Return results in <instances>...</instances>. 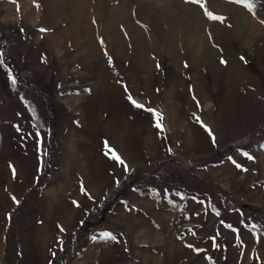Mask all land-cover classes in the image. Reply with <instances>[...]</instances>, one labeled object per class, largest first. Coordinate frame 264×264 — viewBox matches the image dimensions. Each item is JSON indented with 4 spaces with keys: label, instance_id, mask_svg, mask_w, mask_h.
<instances>
[{
    "label": "rangeland",
    "instance_id": "374dc122",
    "mask_svg": "<svg viewBox=\"0 0 264 264\" xmlns=\"http://www.w3.org/2000/svg\"><path fill=\"white\" fill-rule=\"evenodd\" d=\"M105 2L0 0V264H264V0Z\"/></svg>",
    "mask_w": 264,
    "mask_h": 264
},
{
    "label": "crops",
    "instance_id": "0c3cea01",
    "mask_svg": "<svg viewBox=\"0 0 264 264\" xmlns=\"http://www.w3.org/2000/svg\"><path fill=\"white\" fill-rule=\"evenodd\" d=\"M33 3L39 7L40 12L45 14L46 17H49L52 21H63L65 20V12L64 9L72 6L73 4L78 5L79 2L85 3L88 6L91 4L92 6L97 5H108L106 0H32ZM110 4H115L114 1ZM69 13V12H68ZM64 17V18H62ZM72 21H76V18L71 19Z\"/></svg>",
    "mask_w": 264,
    "mask_h": 264
},
{
    "label": "snow or ice",
    "instance_id": "6c2138e0",
    "mask_svg": "<svg viewBox=\"0 0 264 264\" xmlns=\"http://www.w3.org/2000/svg\"><path fill=\"white\" fill-rule=\"evenodd\" d=\"M192 2L197 3V4H201V0H192ZM235 2H236V3L245 4L246 7H248L249 9L253 8V6H254L253 0H235ZM205 14L208 15V16H209L210 18H212V19H216V20L221 19V18L218 17V16H214L211 12H208L207 10H205ZM42 31H43V29H42ZM101 43H103V41H101ZM110 62H111V60H110ZM0 63H3V61H0ZM222 63H224V61H222ZM13 83H15V80H13ZM129 99L131 100L132 98L129 97ZM132 103H133L136 107H141V108L143 107V105L137 104L135 100H132ZM149 111H152V110L149 109ZM156 126H157L158 128L162 126L161 123L159 122V120L157 121ZM208 131L211 132L210 129H209ZM214 140H215V138L213 137V141H214ZM106 146H107V145H106ZM113 158L116 159V160H118V161H120V163H123V161L120 159V157H119L118 155H116L115 153H113ZM13 171H15V170L13 169ZM14 199H15V198H14ZM105 235H106V236H110L112 239H115V237H114V236H111L110 233H106Z\"/></svg>",
    "mask_w": 264,
    "mask_h": 264
},
{
    "label": "trees",
    "instance_id": "16d2710c",
    "mask_svg": "<svg viewBox=\"0 0 264 264\" xmlns=\"http://www.w3.org/2000/svg\"><path fill=\"white\" fill-rule=\"evenodd\" d=\"M0 45H1V47H0L1 50L4 52V54H6L8 52V49H7V39L2 34V32H0ZM4 59L6 61V57H4ZM12 62H13L12 59H11L10 62L6 61V63H7L8 66L13 67V63ZM129 185H130V182L125 181L123 183V185L119 189H117L115 191L114 198H113L114 199L113 202L116 201L117 199H119V196L122 194V192L125 190V188H127Z\"/></svg>",
    "mask_w": 264,
    "mask_h": 264
}]
</instances>
